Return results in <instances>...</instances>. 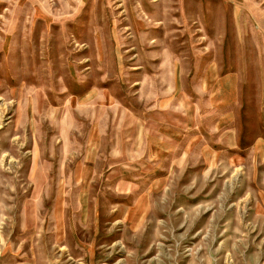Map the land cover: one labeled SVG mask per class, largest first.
Listing matches in <instances>:
<instances>
[{"label": "rangeland", "instance_id": "1", "mask_svg": "<svg viewBox=\"0 0 264 264\" xmlns=\"http://www.w3.org/2000/svg\"><path fill=\"white\" fill-rule=\"evenodd\" d=\"M0 264H264V0H0Z\"/></svg>", "mask_w": 264, "mask_h": 264}]
</instances>
